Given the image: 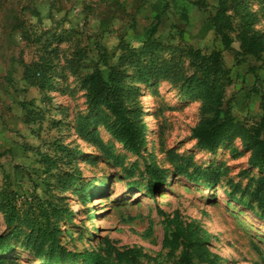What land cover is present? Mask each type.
<instances>
[{
  "label": "rangeland",
  "instance_id": "374dc122",
  "mask_svg": "<svg viewBox=\"0 0 264 264\" xmlns=\"http://www.w3.org/2000/svg\"><path fill=\"white\" fill-rule=\"evenodd\" d=\"M9 1L0 0L4 2L0 9V184L10 183L20 201L39 195L67 208L73 217L61 213L58 218L60 244L76 252L95 251L102 264H179L181 246H164L163 237L166 232L171 238L176 226L187 223L194 225L206 249L207 261L194 254L192 264H264V207L245 193L248 184L250 190L256 187L259 175L248 170L249 152L236 155L226 147L208 155L195 145L192 128L200 118L198 100L185 102L165 82L151 94L144 89L140 97L132 98L130 104L138 101L149 129L145 135L150 158L125 153L100 129V139L105 143L111 139L116 156L105 159L97 144L79 136L72 126L76 114L86 107L81 77L105 54L113 63L122 47H137L152 35L164 43L204 52L221 50L228 69L223 101L249 131L264 136L255 86H264V62L253 56L236 59L223 50L208 19L217 0H200L206 8H199L197 0ZM258 26L264 28V19ZM56 35L62 37L60 43ZM231 45L238 48L239 41ZM40 58L56 65L59 74L45 92L22 79V64ZM44 96L50 97V103ZM38 108L45 112L41 122H25V116ZM56 144L69 148L71 155L48 167L44 155H62ZM233 145L241 149L238 140ZM171 153L181 156L185 165L214 161L221 171L219 182L203 184L191 166L188 174L175 171L179 161L172 160ZM152 159L171 170L161 184L147 175L145 164ZM63 174L80 175L83 187L76 182L74 188L62 191L57 179ZM150 180L154 190L147 188ZM230 180L239 184L234 193ZM80 188L83 194L73 193ZM5 231L0 214V235ZM0 264L44 263L21 240H7L0 245Z\"/></svg>",
  "mask_w": 264,
  "mask_h": 264
},
{
  "label": "trees",
  "instance_id": "16d2710c",
  "mask_svg": "<svg viewBox=\"0 0 264 264\" xmlns=\"http://www.w3.org/2000/svg\"><path fill=\"white\" fill-rule=\"evenodd\" d=\"M195 3L199 8L209 7L200 0ZM208 19L223 50L231 51L236 59L240 56H253L264 62V28L258 26L260 20L264 19V0H217ZM233 32H236L235 37L232 36ZM54 38L56 43L62 41L61 36L56 35ZM235 40L239 41L238 48L231 45ZM41 58L37 62L22 64V79L26 84L45 92L51 88L52 80L59 74L56 72V65ZM107 58V54L100 57L99 63H95L80 79L81 87L85 90L86 107L84 112L76 114L72 125L79 136L97 144L105 159L116 158L111 152V139L120 144L125 153L136 157H152V152L147 150V129L140 114L144 113L138 101L132 104L130 102L132 98L140 97L144 89L150 90L151 94L165 82L185 102H200V118L192 128V138L201 151L217 155L226 147H231L236 155L249 152L248 170H256L259 176L256 187L250 190L248 184L245 193L250 195V200L257 201L258 206L264 207V136L259 132L249 131L232 115L229 106L223 101L222 84L227 78L228 69L224 66L221 50L204 52L190 45L164 43L149 35L137 47H122L113 63L108 62ZM254 76L257 81L258 74L254 73ZM126 79L130 80L127 82ZM255 86L259 91L261 123L264 124V86ZM43 100L50 103L49 96H44ZM44 114V110L39 108L37 111H30L25 116V122H41ZM100 129L111 136L107 143L100 139ZM236 140L241 146L239 150L233 145ZM55 150H59L62 155L42 157L48 167L56 166L63 156L71 155L70 149L60 144L55 145ZM171 154L172 160L179 161V165H175V171L188 174L187 168L191 166L196 172V178L202 180L203 184L212 186L219 182L221 171L214 161L204 166L195 163L185 165L181 156ZM72 158H75L73 153ZM121 163L118 160L116 165ZM145 165L147 175L160 184L171 173L170 169L155 165L153 159ZM239 174L243 175L245 171H240ZM252 179L253 177L250 181ZM76 182L83 187L80 175L63 174L57 179L62 191L74 188ZM153 183L152 180L149 181L148 190L155 189ZM229 184L233 193L239 189L237 182L230 180ZM73 193L83 194L84 190L80 188ZM87 194L90 195L88 191L85 195ZM249 208L253 210V207ZM61 213L67 219L73 217L67 208L59 207L47 197L32 195L30 200L20 201L11 184L4 180L0 184V214L6 231L0 235V245L7 240H21V245L44 264H75L79 260L83 264H102V256L95 251L76 252L60 244L58 218ZM171 236L168 238L165 232L163 245L171 248L181 246L179 264H192L194 254L201 261H207L206 254L203 255L206 249L194 225L187 223L185 226H176Z\"/></svg>",
  "mask_w": 264,
  "mask_h": 264
},
{
  "label": "crops",
  "instance_id": "0c3cea01",
  "mask_svg": "<svg viewBox=\"0 0 264 264\" xmlns=\"http://www.w3.org/2000/svg\"><path fill=\"white\" fill-rule=\"evenodd\" d=\"M8 1H9V0H8ZM9 2H10V1H9ZM3 3H4V2H3ZM3 3L0 2V9L3 7V5H4ZM1 17H3V14H2V12H1V10H0V18H1Z\"/></svg>",
  "mask_w": 264,
  "mask_h": 264
},
{
  "label": "bare ground",
  "instance_id": "6f19581e",
  "mask_svg": "<svg viewBox=\"0 0 264 264\" xmlns=\"http://www.w3.org/2000/svg\"><path fill=\"white\" fill-rule=\"evenodd\" d=\"M145 95L148 97V92H146ZM149 103H150V102H149ZM147 119H150L149 114H148V116H147ZM146 131H149V129H147Z\"/></svg>",
  "mask_w": 264,
  "mask_h": 264
}]
</instances>
